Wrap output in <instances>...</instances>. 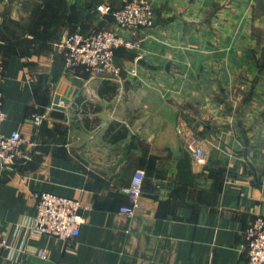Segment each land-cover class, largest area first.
Masks as SVG:
<instances>
[{
	"label": "crops",
	"instance_id": "0c3cea01",
	"mask_svg": "<svg viewBox=\"0 0 264 264\" xmlns=\"http://www.w3.org/2000/svg\"><path fill=\"white\" fill-rule=\"evenodd\" d=\"M150 2L139 48L94 78L67 70L58 44L77 30L129 38L97 11L124 0H0L2 132L25 141L0 167V264H247L244 230L264 217V0ZM115 124L127 135L110 140ZM42 192L81 202L77 236L29 234Z\"/></svg>",
	"mask_w": 264,
	"mask_h": 264
},
{
	"label": "built area",
	"instance_id": "2783aa9c",
	"mask_svg": "<svg viewBox=\"0 0 264 264\" xmlns=\"http://www.w3.org/2000/svg\"><path fill=\"white\" fill-rule=\"evenodd\" d=\"M98 13L110 14L119 29L129 32L130 37L120 35L111 28H101L84 33L77 30L67 35L58 44L61 49L67 70L75 72L83 68L90 76L99 78L107 74L117 77L120 73L115 64L117 53L122 50L139 48V31L151 28L155 24V10L150 0H124L120 9L113 10L110 6H98ZM3 80V69L0 67V83ZM4 90L0 85V166L16 163L23 157L22 147L24 139L20 131L9 135L2 132L6 120L3 111ZM35 124H40L36 118ZM196 139L190 140L193 155L198 160L204 159V151ZM146 179L144 170H136L129 186L123 192L129 199V204L119 208V212L133 217L142 208L141 198ZM36 214L29 234L33 238L53 236L60 240H68L79 234V226L85 223L81 214L83 206L79 200L66 198L49 192L35 195ZM246 243L244 252L247 264H264V217H255L244 230ZM6 241L0 238V254L6 246ZM39 256L45 257V250H39Z\"/></svg>",
	"mask_w": 264,
	"mask_h": 264
},
{
	"label": "trees",
	"instance_id": "16d2710c",
	"mask_svg": "<svg viewBox=\"0 0 264 264\" xmlns=\"http://www.w3.org/2000/svg\"><path fill=\"white\" fill-rule=\"evenodd\" d=\"M114 128L112 131H109L107 133V136L109 135L110 140H118L122 139L127 135V130L124 127H121L119 124H115L113 126ZM116 128H119L118 130Z\"/></svg>",
	"mask_w": 264,
	"mask_h": 264
},
{
	"label": "water",
	"instance_id": "95a60500",
	"mask_svg": "<svg viewBox=\"0 0 264 264\" xmlns=\"http://www.w3.org/2000/svg\"><path fill=\"white\" fill-rule=\"evenodd\" d=\"M105 18H107L108 20L113 21V16L110 15V14L105 15ZM60 100L63 101L62 98H60L59 96H56V99H55V105H56V106H55V107H58L57 105L59 104ZM0 167H1V166H0Z\"/></svg>",
	"mask_w": 264,
	"mask_h": 264
}]
</instances>
